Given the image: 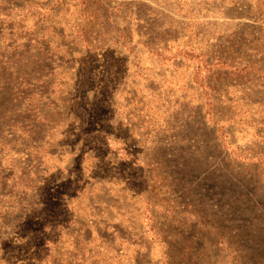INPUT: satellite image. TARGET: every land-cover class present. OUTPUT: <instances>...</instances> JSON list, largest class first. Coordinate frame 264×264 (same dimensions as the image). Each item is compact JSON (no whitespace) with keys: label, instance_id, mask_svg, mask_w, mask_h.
<instances>
[{"label":"rangeland","instance_id":"rangeland-1","mask_svg":"<svg viewBox=\"0 0 264 264\" xmlns=\"http://www.w3.org/2000/svg\"><path fill=\"white\" fill-rule=\"evenodd\" d=\"M0 264H264V0H0Z\"/></svg>","mask_w":264,"mask_h":264}]
</instances>
